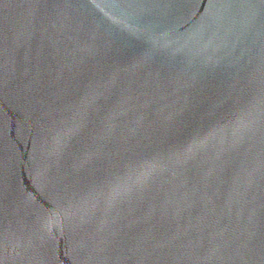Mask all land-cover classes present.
<instances>
[{"label":"water","instance_id":"obj_1","mask_svg":"<svg viewBox=\"0 0 264 264\" xmlns=\"http://www.w3.org/2000/svg\"><path fill=\"white\" fill-rule=\"evenodd\" d=\"M0 264H264V0H0Z\"/></svg>","mask_w":264,"mask_h":264}]
</instances>
